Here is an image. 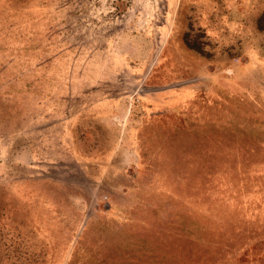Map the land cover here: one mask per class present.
<instances>
[{
	"label": "rangeland",
	"instance_id": "obj_1",
	"mask_svg": "<svg viewBox=\"0 0 264 264\" xmlns=\"http://www.w3.org/2000/svg\"><path fill=\"white\" fill-rule=\"evenodd\" d=\"M125 263L264 264V0H0V264Z\"/></svg>",
	"mask_w": 264,
	"mask_h": 264
},
{
	"label": "bare ground",
	"instance_id": "obj_2",
	"mask_svg": "<svg viewBox=\"0 0 264 264\" xmlns=\"http://www.w3.org/2000/svg\"><path fill=\"white\" fill-rule=\"evenodd\" d=\"M112 45V44H111ZM109 47V46H108ZM118 47V46H117ZM115 48V47H114ZM95 49V48H94ZM110 49V48H109ZM109 49H107V50H109ZM119 54V53H118ZM95 55V54H94ZM115 55H117V54H115ZM118 56V55H117ZM122 57V56H121ZM120 58V57H119ZM123 58V57H122ZM117 59V58H116ZM99 60H100V58H99ZM120 60V59H119ZM123 60H124V58H123ZM123 60H121V61H123ZM112 61V60H111ZM126 61V60H125ZM104 62V61H103ZM124 62V61H123ZM94 63V62H93ZM113 63V62H112ZM128 63V62H127ZM115 64H117V63H115ZM97 65V64H96ZM125 66V65H124ZM123 66V67H124ZM118 67V66H117ZM119 68V67H118ZM117 68V69H118ZM115 70V69H114ZM117 72V71H116ZM127 73V72H126ZM117 74V73H116Z\"/></svg>",
	"mask_w": 264,
	"mask_h": 264
},
{
	"label": "trees",
	"instance_id": "obj_3",
	"mask_svg": "<svg viewBox=\"0 0 264 264\" xmlns=\"http://www.w3.org/2000/svg\"><path fill=\"white\" fill-rule=\"evenodd\" d=\"M116 247V246H115ZM125 264H129V263H125Z\"/></svg>",
	"mask_w": 264,
	"mask_h": 264
}]
</instances>
